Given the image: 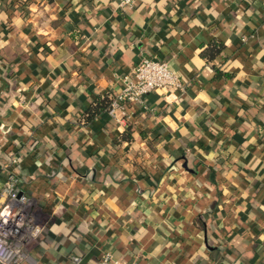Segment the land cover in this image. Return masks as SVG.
I'll return each instance as SVG.
<instances>
[{
    "label": "crops",
    "instance_id": "crops-1",
    "mask_svg": "<svg viewBox=\"0 0 264 264\" xmlns=\"http://www.w3.org/2000/svg\"><path fill=\"white\" fill-rule=\"evenodd\" d=\"M118 1L0 0V126L47 218L24 264H264V0ZM144 55L183 90L79 122Z\"/></svg>",
    "mask_w": 264,
    "mask_h": 264
},
{
    "label": "built area",
    "instance_id": "built-area-1",
    "mask_svg": "<svg viewBox=\"0 0 264 264\" xmlns=\"http://www.w3.org/2000/svg\"><path fill=\"white\" fill-rule=\"evenodd\" d=\"M138 0H119L118 7L130 9ZM243 39L245 37L243 36ZM120 86L115 92L108 115L123 121L134 103H141L150 92L183 90L185 83L172 71L165 60L154 56H142L120 77ZM2 135L9 127L0 126ZM5 135L1 143H6ZM6 153L0 166V264H24L30 261L29 248L45 226L47 218L37 198L26 185L21 171V157L16 147ZM75 262L80 257L74 256ZM99 264H141L139 260L122 262L109 251L102 252Z\"/></svg>",
    "mask_w": 264,
    "mask_h": 264
},
{
    "label": "trees",
    "instance_id": "trees-1",
    "mask_svg": "<svg viewBox=\"0 0 264 264\" xmlns=\"http://www.w3.org/2000/svg\"><path fill=\"white\" fill-rule=\"evenodd\" d=\"M223 44L219 40H213L208 45L203 47L202 55L206 57L208 60L214 59L223 49ZM114 94L106 92L103 94H97L95 95L94 99L88 104V106L85 108V110L82 112V114L79 115V122L81 123H90L92 122L96 117L98 116H104L105 114L108 115L107 110L109 108L110 102L113 98ZM109 116V115H108ZM25 123V121H19V127H22ZM130 130L128 128L122 129V134L124 139H130ZM9 133V132H8ZM13 135L7 136L6 138V144L1 145L0 144V166L2 161L4 160V155L11 152V148L14 147L13 143ZM36 140L31 143V145L35 146ZM19 153V156L21 157L22 154L20 153V150H17ZM2 154V156H1ZM4 154V155H3ZM57 171V170H53Z\"/></svg>",
    "mask_w": 264,
    "mask_h": 264
}]
</instances>
